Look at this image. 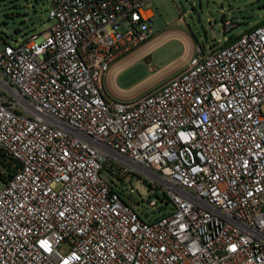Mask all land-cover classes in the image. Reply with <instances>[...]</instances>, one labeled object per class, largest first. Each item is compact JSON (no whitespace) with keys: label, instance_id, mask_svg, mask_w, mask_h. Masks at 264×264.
Instances as JSON below:
<instances>
[{"label":"built area","instance_id":"2783aa9c","mask_svg":"<svg viewBox=\"0 0 264 264\" xmlns=\"http://www.w3.org/2000/svg\"><path fill=\"white\" fill-rule=\"evenodd\" d=\"M148 1L51 0L47 32L0 49V264H264V24L113 100ZM133 178L171 211L139 212Z\"/></svg>","mask_w":264,"mask_h":264},{"label":"rangeland","instance_id":"374dc122","mask_svg":"<svg viewBox=\"0 0 264 264\" xmlns=\"http://www.w3.org/2000/svg\"><path fill=\"white\" fill-rule=\"evenodd\" d=\"M51 7V0H0V49L5 44L15 45L32 34L47 32L52 26L48 21ZM145 9L154 14L152 29L155 34L166 29L182 30L205 52L211 47L226 45L232 37L264 21V0H149ZM225 21L235 23L236 28L226 32ZM173 44L174 41L169 46ZM180 49L177 45V48L166 51L164 62L161 60L159 66L171 61ZM157 59L153 56L154 61ZM146 66L144 62V65L139 64L126 71L119 77V85L128 88L144 79L149 75ZM3 185L0 179V188ZM121 186L127 198L138 203L136 208L139 212L150 215L149 219H157L172 209L171 205L165 207L162 202H159L160 212L157 208L151 209L147 201L150 197L157 199L156 196L150 194L147 184L135 178ZM132 188L134 193L130 195Z\"/></svg>","mask_w":264,"mask_h":264},{"label":"crops","instance_id":"0c3cea01","mask_svg":"<svg viewBox=\"0 0 264 264\" xmlns=\"http://www.w3.org/2000/svg\"><path fill=\"white\" fill-rule=\"evenodd\" d=\"M237 38L238 36L232 37L230 42ZM173 41L174 44L169 46ZM177 45L181 49L174 54L173 59L159 66L161 60L164 62L165 52L177 48ZM198 47L200 46H197L193 39L182 30L166 29L158 34L153 31V34L140 47L111 67L104 79V91L113 100L134 102L181 73L196 54ZM153 56H157V61L153 60ZM144 62L147 63L149 75L131 87H121L119 77L136 65H144Z\"/></svg>","mask_w":264,"mask_h":264},{"label":"trees","instance_id":"16d2710c","mask_svg":"<svg viewBox=\"0 0 264 264\" xmlns=\"http://www.w3.org/2000/svg\"><path fill=\"white\" fill-rule=\"evenodd\" d=\"M262 24H264V21L258 23L257 25H255L254 27L250 28L249 30L256 29V28H258L259 26H261ZM230 40H231V39H230ZM230 40L228 41V43H230ZM231 42H232V41H231ZM228 43H227V44H228ZM2 157H3V156H0V162H2V161L5 160V159L2 158ZM156 198H157L159 201H162V200H163L162 196H160V195H156Z\"/></svg>","mask_w":264,"mask_h":264}]
</instances>
